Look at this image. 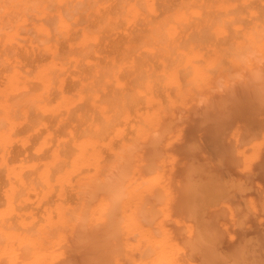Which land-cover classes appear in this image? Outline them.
<instances>
[{"label":"bare ground","instance_id":"bare-ground-1","mask_svg":"<svg viewBox=\"0 0 264 264\" xmlns=\"http://www.w3.org/2000/svg\"><path fill=\"white\" fill-rule=\"evenodd\" d=\"M163 263L264 264V0H0V264Z\"/></svg>","mask_w":264,"mask_h":264},{"label":"rangeland","instance_id":"rangeland-1","mask_svg":"<svg viewBox=\"0 0 264 264\" xmlns=\"http://www.w3.org/2000/svg\"><path fill=\"white\" fill-rule=\"evenodd\" d=\"M114 175H116V173H115ZM119 176H120V175H119ZM119 176L117 175V177H119ZM111 177H112V176H108L107 178L113 180V179H112L113 177H112V178H111ZM114 177H115V176H114ZM116 179H117V178H116ZM118 179H119V178H118ZM137 182H138L137 185H136V186H137V190H135V191H137V192L140 193V191H142V190L139 188V191H138L139 180H137ZM136 186H134L133 188H136ZM137 192H136V193H137ZM139 193H138V194H139ZM154 210H155V209H154ZM154 210H153V211H154ZM135 211L138 212V213H137V215H133V217H135V218H134V221H139L140 218H142V217H139V211H140V210H135ZM142 211H143V210H142ZM142 211H141V213H142ZM149 211H151V210H149ZM144 212H145V211H144ZM141 213H140V214H141ZM150 213H151V212H150ZM133 214H136V213H133ZM143 214H144V213H143ZM145 214H146V212H145ZM155 214H157V213H155ZM146 215H148V214H146ZM151 215L153 216V213H152ZM136 216L138 217V219H137ZM140 216H142V214H141ZM159 216H160V215H159ZM159 216H158V217H159ZM144 217H145V216L143 215V218H144ZM136 219H137V220H136ZM144 219H145V220L147 219L146 222H147V221H150V217H149V215H148V218L145 217ZM148 219H149V220H148ZM158 219H161V217L158 218ZM141 220H142V219H141ZM143 222H144V223H143ZM136 223H137V222H136ZM138 223H139L142 227H145V226H146L145 228H147V226H148L147 224L145 225V221H144V220H143L142 222L140 221V222H138ZM147 223H148V222H147ZM150 223H151V222H149L148 224H150ZM142 224H144V226H143ZM142 227H141V228H142ZM138 231H139V230H138ZM138 231H137V232H138ZM135 234H136V235L133 234V237L131 238V241H132V242L134 241V243H133L134 245H137V244H138V247H141L142 245H145L144 243H146V242L149 241L148 243H146V246H144V248H147V249H145V251H147V254H146L145 252H143V256H144L143 259H145V260H147V261L151 260V258L154 257V256L152 255V249H151V243H150V242H153V241H156V240L154 239V237H153V240H152V239H149L147 236H140L139 233H136V231H135ZM138 235H139V237H137ZM154 235H155V237H157V238L160 237V235H159L158 233H157V234L154 233ZM158 235H159V237H158ZM134 236H135V237H134ZM136 237H137V239H136ZM140 237H141L143 243L140 241ZM133 239H135L136 241L133 240ZM151 240H152V241H151ZM137 241H138L139 243H138ZM145 241H146V242H145ZM136 242H137V244H136ZM140 242H141L142 244H141ZM139 245H141V246H139ZM147 245H150V246L148 247ZM135 247H136V246H135ZM149 248H150L151 250H148ZM138 249H139V248H138ZM135 250H137V249H135ZM145 254H146V255H145ZM145 256H148L149 258H148V257H145ZM152 259H153V258H152ZM163 264H165V263H163Z\"/></svg>","mask_w":264,"mask_h":264}]
</instances>
